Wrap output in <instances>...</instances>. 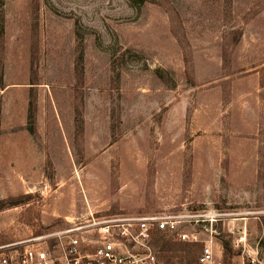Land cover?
Returning a JSON list of instances; mask_svg holds the SVG:
<instances>
[{"label": "rangeland", "instance_id": "rangeland-1", "mask_svg": "<svg viewBox=\"0 0 264 264\" xmlns=\"http://www.w3.org/2000/svg\"><path fill=\"white\" fill-rule=\"evenodd\" d=\"M90 212L264 264V0H0V248Z\"/></svg>", "mask_w": 264, "mask_h": 264}, {"label": "built area", "instance_id": "built-area-1", "mask_svg": "<svg viewBox=\"0 0 264 264\" xmlns=\"http://www.w3.org/2000/svg\"><path fill=\"white\" fill-rule=\"evenodd\" d=\"M200 222L198 212L108 216L90 212L52 232V242L41 234L0 248V264H167L157 245L162 233L200 243L195 264H224L216 256L212 239L200 236Z\"/></svg>", "mask_w": 264, "mask_h": 264}, {"label": "crops", "instance_id": "crops-1", "mask_svg": "<svg viewBox=\"0 0 264 264\" xmlns=\"http://www.w3.org/2000/svg\"><path fill=\"white\" fill-rule=\"evenodd\" d=\"M218 254V255H217ZM216 256L217 257H222L223 255L219 252H217ZM222 255V256H221ZM237 255H234L230 258V261H228L226 264H244L243 261L241 259L238 260Z\"/></svg>", "mask_w": 264, "mask_h": 264}, {"label": "trees", "instance_id": "trees-1", "mask_svg": "<svg viewBox=\"0 0 264 264\" xmlns=\"http://www.w3.org/2000/svg\"><path fill=\"white\" fill-rule=\"evenodd\" d=\"M157 243L160 245V243H161V242H160V239H159V241H158ZM162 245H163V244H162Z\"/></svg>", "mask_w": 264, "mask_h": 264}]
</instances>
